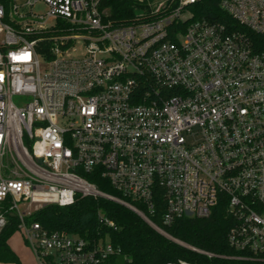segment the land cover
Listing matches in <instances>:
<instances>
[{"label": "built area", "instance_id": "1", "mask_svg": "<svg viewBox=\"0 0 264 264\" xmlns=\"http://www.w3.org/2000/svg\"><path fill=\"white\" fill-rule=\"evenodd\" d=\"M20 1L0 0V234L15 218L37 264H115L106 235L31 216L103 199L167 237L154 217L170 226L221 206L236 255L178 245L264 263V0H222L228 22L166 0L127 23L103 0Z\"/></svg>", "mask_w": 264, "mask_h": 264}, {"label": "trees", "instance_id": "2", "mask_svg": "<svg viewBox=\"0 0 264 264\" xmlns=\"http://www.w3.org/2000/svg\"><path fill=\"white\" fill-rule=\"evenodd\" d=\"M222 0H196L189 6L194 19L228 22L221 11ZM139 7L132 0H103L101 9L106 17L115 23H127ZM94 182V181H93ZM97 187L105 193L114 192L100 180ZM104 220L113 223L108 227ZM30 221L40 224L46 230H59L83 239H97L107 236L120 251L115 264H166L184 260L192 264H264L207 258L182 247L156 232L139 217L126 208L103 200L77 197L70 205L59 207L47 205L39 209ZM152 221L170 238L192 248L215 256H234L237 253L227 244V232L231 225L221 206L215 208L206 219L183 218L170 226H163L159 217ZM15 218H8V225L0 234V264H21L8 245L16 228Z\"/></svg>", "mask_w": 264, "mask_h": 264}, {"label": "rangeland", "instance_id": "3", "mask_svg": "<svg viewBox=\"0 0 264 264\" xmlns=\"http://www.w3.org/2000/svg\"><path fill=\"white\" fill-rule=\"evenodd\" d=\"M132 1L138 6L145 7L143 12L147 14L148 11L154 10L157 7V4L159 2H163L166 0H132ZM20 2L21 1L18 0V3ZM34 12L38 15H44L47 12V8L42 4H37L34 8ZM76 50L78 54L81 53L82 46H76ZM166 238H168L169 240L173 241L176 244L181 243V242H178L170 238L168 235ZM8 245L10 249L12 250V252L17 256L21 264H37L36 258L31 248L25 243V240H24V237L21 231L15 230L12 233V235L10 236L8 240Z\"/></svg>", "mask_w": 264, "mask_h": 264}]
</instances>
